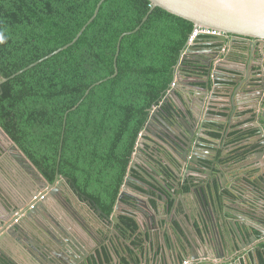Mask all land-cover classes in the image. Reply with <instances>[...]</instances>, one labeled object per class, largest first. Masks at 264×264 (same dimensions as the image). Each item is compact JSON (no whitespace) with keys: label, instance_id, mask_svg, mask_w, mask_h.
Returning <instances> with one entry per match:
<instances>
[{"label":"trees","instance_id":"16d2710c","mask_svg":"<svg viewBox=\"0 0 264 264\" xmlns=\"http://www.w3.org/2000/svg\"><path fill=\"white\" fill-rule=\"evenodd\" d=\"M99 2L0 0V78L70 43ZM151 6L150 0H105L77 42L0 86V125L23 154L49 182L57 173L67 177L108 214L151 109L170 90L195 29L192 21L156 7L137 32L123 37L118 74L109 78L120 36L140 25ZM180 68L186 76L208 73L197 60Z\"/></svg>","mask_w":264,"mask_h":264},{"label":"flooded vegetation","instance_id":"af4514ba","mask_svg":"<svg viewBox=\"0 0 264 264\" xmlns=\"http://www.w3.org/2000/svg\"><path fill=\"white\" fill-rule=\"evenodd\" d=\"M232 37L233 35L229 37L223 47H211L207 50L204 45L210 42L211 35L201 36L203 40L196 43V46L201 49L193 56L194 58L191 57V60H197L204 64L206 61L212 60L211 68H208V73L204 75L206 80L209 75L212 76L218 71L219 74H250L251 77L248 84L243 85L245 86L243 92L254 93L249 102L244 104L245 107L237 108L231 113V116L218 114L217 122L205 125L208 130L206 134L208 139L204 138L203 141L207 144L205 149L211 151L208 155L210 158L201 160L200 153L193 157V160L196 161L193 163L197 167H205L204 164L216 165L213 177L216 178L219 186L220 183L226 182V180L224 181L225 177H221V174L226 176V172L223 170L230 167L229 163L233 161V156L237 154L238 160L241 158L243 160L263 155V153L261 154L263 150L261 142L264 140L258 141L257 139L260 136V127H264V118H262L264 110V45H258L250 39L232 41ZM219 46L217 45V47ZM215 61H219V64H214ZM184 77L189 82L190 79L196 81L200 76L184 74ZM212 80H214L213 77ZM194 81H192L193 85H195ZM229 86H231L229 89L231 91L237 87L233 83ZM248 112H251L252 116L246 117ZM158 115L165 123L174 126L177 125V115L182 116L183 112L170 101L159 108ZM149 119L150 116L148 121ZM148 121L144 129H146ZM156 122L157 125L151 127L153 130L151 135L161 136L163 144L154 143L150 140L151 138H146L142 151L136 159L134 157L136 150L134 151L132 161H136L138 170L130 167L125 177L120 194L126 184L128 192L118 221L113 219V212L108 214L97 205L92 197L80 193L69 182L65 186H59L58 181L49 182L25 155L13 147L14 145L8 146L3 157L0 156V169L3 167L7 169L4 172L7 174L8 181H3L6 190L3 193L4 197L0 196V238L6 240L4 244H0V264H54L43 253L47 242H50L51 248L59 250L67 257V259L57 258L61 261L57 264H131V262L143 264L141 256L147 252L148 248H145L140 237L143 236L148 243L151 239L155 241L157 232L154 223L161 226L162 219H167L165 222L167 227H170L173 233L178 235L180 228L177 222H182L181 225L184 224L187 230L185 235L189 238L196 236L194 235L196 232L201 233L197 223L194 225L192 222H185L184 208L191 205L190 201L192 200V197L189 196L190 185L188 179L185 180L186 173H184L188 167L184 163V165L180 164L171 151L173 143H179V133L169 130L160 123V120H156ZM214 128L220 129V131H214ZM213 133H218L221 137L216 138ZM239 135L245 137L242 142L234 140ZM217 141H220V145ZM250 163H255L256 166L245 174L249 177L260 172L259 167L264 165V159ZM254 165L250 164L245 168L250 169ZM207 170L209 169L207 168ZM170 174L174 176L170 178ZM151 175H154L161 185L155 179L152 180ZM200 175L202 180L210 179L208 173ZM258 175L259 178L264 177V172ZM162 178H165L166 181ZM45 179L49 182V188L44 186ZM239 183L238 179V183L235 185L238 188H243V184ZM52 184L56 185L52 187ZM147 186L151 187L150 192H147ZM181 186L185 187L181 188ZM9 187L10 192L7 190ZM231 187L230 184L226 191L233 195V200L229 201L230 204L238 198L229 189ZM244 190L246 189L244 188ZM247 193L251 192L247 191ZM187 194V203L180 207L179 200ZM193 197L196 199L195 194ZM219 206L220 209L222 206L225 207L229 212L232 210L231 207L221 203ZM99 209L102 212H99ZM154 209L158 210L157 215L153 214ZM221 211L219 213L221 216L232 221L229 224L231 226L235 221L238 226L243 228L250 223L257 228L262 227L250 214H241L240 217H235L232 214L228 216V213ZM137 212L142 214L141 219L136 215ZM131 219L132 222H129ZM168 220L170 222H167ZM163 229L165 228L163 227ZM227 229L231 233L229 226ZM257 231L254 229L253 233L257 235ZM215 234L217 236V233L213 231V235ZM203 235L201 234V236ZM134 238L137 241V243L135 242L136 247L143 248V251L132 252L129 250L132 249L130 243ZM150 253L153 255L147 259L148 264H150V260L153 261L154 257V252ZM126 254L129 256L127 257Z\"/></svg>","mask_w":264,"mask_h":264},{"label":"water","instance_id":"95a60500","mask_svg":"<svg viewBox=\"0 0 264 264\" xmlns=\"http://www.w3.org/2000/svg\"><path fill=\"white\" fill-rule=\"evenodd\" d=\"M105 0H100L97 4L95 12L93 16L88 20V22L81 28L78 32L76 37L68 44L64 45L63 47L55 50L54 52L50 53L49 55L45 56L44 58L40 59L37 62H34L27 66L26 68L18 71L17 73L13 74L10 78H14L15 76L23 73L24 71L32 68L33 66L37 65L38 63L52 57L55 54L67 49L68 47L72 46L78 39L81 37L85 29L89 24L93 22L96 18L101 5ZM151 1V8L146 16L143 18L140 25H138L134 30L123 33L118 41V49L115 56V72L109 78H113L118 74V67H117V58L120 52V44L124 36L137 32L144 22L147 21L150 13L156 8L160 7L167 10L170 13H173L177 16L185 18L187 20L192 21L195 24V28L202 27V28H209L215 31L220 32L218 35H211V40L207 43L206 46L207 50L209 48H221L223 47L226 42L228 41L229 37L233 35L232 41H247L248 39L254 40L256 44H263L264 45V0H150ZM199 40H203L201 36L194 39L193 43L187 42V46L183 51L181 59L179 61L178 66H176L175 70V77L174 82L171 84L170 91H168L167 96L162 100L161 104L154 109H151L150 119L136 143L135 148V159L138 158L139 153L142 151L144 146V141L146 138H151L150 140L157 144H163L162 137L159 135H151L153 134L152 126H156V120H160L161 124L167 127L169 130H174L178 135L179 143H173L172 153L175 158L179 161L180 164H186L188 169L186 170V178L188 179V183L190 185V194L189 196L192 197L189 206L184 208L185 216H186V223H191L199 226L201 229L200 232H196V235L193 239L186 236L187 230L186 227L181 225V220L178 223L180 228V234L176 235L173 233L170 227H167L165 223L167 219H162V225L160 226L158 223H154L157 232V238L155 241L152 239V245L147 246L148 250L146 253H143L141 256L142 263L148 264L147 259L149 256L152 257L154 252L153 261L150 260V264H169L170 261L172 263H182L183 261L189 260V264H228L227 261L224 262H215L212 258L211 260H205V262H201L199 257L194 255L193 245L202 246L204 249L212 250V252L216 254H222L224 258L229 259V264H237V259L240 257V264H246L245 259H251L253 264H264L259 255L260 247L255 245V241L257 237H260L264 241V177L259 178V173L264 172V165L262 164L259 167L260 172L254 175L253 180L250 182L248 181L250 178L249 176L240 174L243 179H245L249 184H254V189L256 193H247L244 188H238L234 181L231 182L232 187L229 188L232 193L238 197L236 198L232 204L229 201L233 200V195L230 192H226L228 190V185L226 183H220L216 181L214 176V170H216V165H209L204 164L206 167H197L195 166L196 162L193 160V157L200 153L202 157L201 160L205 158H210L208 155L211 151L205 149L207 144L203 141L204 138H207L206 134L208 130L206 129L207 124L215 123L219 120V113H226L228 116H231L237 108L245 107L244 102H240V100H236L237 95L240 94L243 90H245L244 83L241 81L243 78H240V81L230 79L234 78L235 75L232 74H219L220 72H216L212 76L209 75L206 82L209 83L210 78H214V84L212 88V94L209 96V91L200 86H195L192 84V81L189 80L187 82L184 78V74H182L181 66L186 60L191 59L190 55L196 54L200 51L201 48L196 46V43ZM233 43V42H232ZM217 45H220L217 47ZM212 60L206 61L205 67L211 68ZM226 76L225 77H219ZM230 77V78H229ZM10 78H0V86L2 83L8 81ZM106 78L103 81L108 80ZM102 81L96 82L93 84L86 92L85 96L77 103L71 110L77 109V107L81 104V102L85 99V97L89 94L90 90L100 84ZM219 82L231 83L236 84L237 87L232 91L229 90L227 92L220 91L222 85ZM208 88V87H207ZM231 89V87H229ZM180 91L183 92V95L180 94ZM215 98L220 99H227L229 102H219L215 100ZM172 101L176 108L183 112L182 116L177 115V125L172 126L171 124L165 123L159 115V108L166 103ZM243 103V104H241ZM222 107H228L227 110H223ZM204 108L206 112H204ZM242 109V108H241ZM256 110V109H255ZM69 111L66 113V117ZM176 113V112H175ZM218 113V114H216ZM65 117V122H66ZM262 118H264V110L262 113ZM197 126H201L200 128ZM214 131H220V129H215ZM260 136L257 139L258 141L264 140V127H260ZM208 139V138H207ZM63 140V138H62ZM14 145L17 151H20L22 154L23 152L19 149V147L13 142V140L8 136V134L4 131L2 126L0 125V156L3 157V154L9 148L8 146ZM263 146V153L264 156V141L261 142ZM62 148V144H61ZM170 151V149H169ZM61 157V149L59 158ZM222 161L224 159H221ZM184 163V164H183ZM203 165V164H202ZM131 169L138 170V166L136 161L133 160L131 162ZM207 168L209 170H207ZM262 169V171H261ZM131 172V171H130ZM132 173V172H131ZM130 173V174H131ZM201 173H208L210 179L206 178L202 180ZM224 176L223 173L221 177ZM152 180H156L159 185L161 183L158 182L154 175L150 176ZM190 179V181H189ZM162 180L166 181L165 178ZM194 180V181H193ZM56 182L58 181L59 186H65L68 184L67 177H61L59 173L56 174ZM238 182V178L236 180ZM56 184H52L54 187ZM44 186L49 188V182L45 179ZM147 192H150L151 187H146ZM128 192L127 184L123 188V192L119 195L118 201L114 207L113 211V219L118 221L119 213L123 210V204L126 199V194ZM195 194V197H193ZM245 195V196H244ZM1 196V192H0ZM150 201V199H147ZM222 205H226L227 207H231L232 210L229 212L228 209L223 206L220 209L219 203ZM218 208V209H217ZM228 213L235 216L240 217L241 214H250L259 222L262 227L257 228L253 224H246L245 228L238 226L237 223L234 221V225L231 226L229 224L232 221H228L226 217L221 216L219 213ZM99 212H102L99 209ZM158 210L154 209L153 214L157 215ZM136 215L141 219V213L137 212ZM227 216V215H224ZM167 222H170L168 220ZM229 226V230L227 229ZM231 226V228H230ZM163 227L165 229H163ZM197 229V227H195ZM260 231V234L255 235L253 230ZM213 231L217 233L213 235ZM177 233L179 231H176ZM201 234H204L201 236ZM189 238V239H188ZM199 239L198 240L196 239ZM186 240V242H185ZM6 242L5 239L0 238V244H4ZM44 246L43 253L49 259L51 263L57 264L59 258L67 259L64 253H61L59 250H54L50 247V242ZM192 246V247H191ZM129 247V246H128ZM191 247V248H190ZM1 248V246H0ZM150 249V250H149ZM225 251V252H224ZM149 253V254H147ZM56 255V257H54ZM229 255V256H228ZM128 257L129 254H126ZM214 257V256H213ZM58 258V259H57ZM223 258V259H224ZM200 261V262H199ZM131 264H135L132 263Z\"/></svg>","mask_w":264,"mask_h":264},{"label":"crops","instance_id":"0c3cea01","mask_svg":"<svg viewBox=\"0 0 264 264\" xmlns=\"http://www.w3.org/2000/svg\"><path fill=\"white\" fill-rule=\"evenodd\" d=\"M190 56L192 58H194L193 56H195V54H192ZM214 64H219V61H215ZM226 65H227V63H226ZM232 75H235V77L234 78H230L229 77L230 79H234V80L240 81V78L242 77L243 80L241 82L244 83V84L245 83L248 84L249 79L251 78L250 77V74H244V75H242V74H232ZM221 77L222 78L223 77L227 78L226 76H221ZM190 80L192 81V79H190ZM214 83L215 82H214V80H212V78H210L209 83H207L205 76H204V78L203 77H199L196 81H194V84L195 85L206 86L204 88H206L209 91V93H208L209 96L212 94V88H213V84ZM219 83H220V85H222V88H220V91H222V92H227L229 90V87H231L229 85H226L228 83H226V84H223L222 82H219ZM179 92H180V94L183 95V92L182 91L179 90ZM253 94L254 93H252V92H247V91L246 92H243L242 91V92H240L239 95H237L236 100L238 99V100H240V102H244L245 104H247L249 102L250 98H252V95ZM215 100H217L219 102H221V101L222 102H229V101H227V99H220V98H217L216 99L215 98ZM241 104H243V103H241ZM222 108H223V110H227L228 109V107H222ZM241 108H243V107H241ZM204 112H206V109L205 108H204ZM216 114H218V113H216ZM219 114H220V116L221 115L222 116L223 115H227L226 113H222V112H220ZM245 116L246 117H250V116H252V113L251 112H248L247 115H245ZM246 117H244V118H246ZM217 142H218V145H220V141H217ZM235 157H237V154L235 156H233V158H235ZM258 157H249L247 159L244 158L243 160L241 158L240 160L236 159L234 161H231L229 163L230 164V167H227L226 170H223V171L226 172V176H225V179H224V181L226 180L225 183L228 186H230V184H231L232 181H235L234 183H238L236 181L237 178H238L239 181H240V183L243 184V186H242L243 188H245L249 192L256 193V191L254 189V184H248L246 182V180L243 179V177L240 176V174L241 173H244L243 175H245L248 172V170H251L252 168H254L256 166L255 163H254L255 164L254 165L253 163H250V162L257 161L258 159H264L263 158V155L258 156ZM249 163L252 164V165H254V166L250 167V169L245 168V167H247V166L250 165ZM4 171H7V169L5 167H3L2 169H0V192H1V196L2 197H4L3 193L6 190L5 187H4L3 181L4 180L7 181V174ZM172 176H174V175L173 174H170V178ZM253 178H254V176L252 174V175H250V178H248L249 179L248 181L250 182L251 180H253ZM242 184H240V185H242ZM184 187L185 186H181V188H184ZM7 190H9V192H10V187ZM186 190H187V187H186ZM187 197H188V194L181 197V199L179 200L180 201V207H183V205L185 203H187V201H188V198ZM262 228L264 229V227H262ZM257 234H260V231H257ZM194 237L195 236H191L192 239ZM140 239H141L142 242H144L145 248H147V246H150L151 240L148 243V242H146L144 240L143 236H142V238L140 237ZM196 240H198V242H199V239H196ZM135 242L137 243L136 239L135 238L132 239V242L130 243V245L132 246V249H129V250H131L132 252H135V251H138V250L143 251V248L136 247L137 244H135ZM255 245H258L260 247L259 255H260L262 261H264V241H263V239H261L260 237H257V239L255 241ZM142 247H143V245H142ZM193 249H194V252H195L194 255L198 256L201 262H205V260H211V258H212L215 262H224V261H227L228 264L230 263L229 262V259L224 258L223 253L222 254H216V253L212 252V250L204 249L202 246H196V245H193ZM239 260H240V257H239V259H237V264H240V261ZM187 261H189V260H187ZM245 263L246 264H253V261L251 262V259L246 258L245 259ZM169 264H176V263H172V261H170ZM179 264H185V263L183 261L182 263H179Z\"/></svg>","mask_w":264,"mask_h":264},{"label":"built area","instance_id":"2783aa9c","mask_svg":"<svg viewBox=\"0 0 264 264\" xmlns=\"http://www.w3.org/2000/svg\"><path fill=\"white\" fill-rule=\"evenodd\" d=\"M219 33L220 32L209 29V28L197 27L193 30V32L189 38V43H193L194 39L199 37V36L218 35ZM185 264H188V261H185Z\"/></svg>","mask_w":264,"mask_h":264},{"label":"clouds","instance_id":"9594fccd","mask_svg":"<svg viewBox=\"0 0 264 264\" xmlns=\"http://www.w3.org/2000/svg\"><path fill=\"white\" fill-rule=\"evenodd\" d=\"M185 263V262H184ZM188 263H189V261H188Z\"/></svg>","mask_w":264,"mask_h":264}]
</instances>
